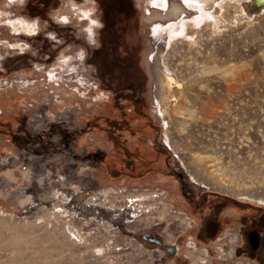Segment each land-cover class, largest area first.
Returning a JSON list of instances; mask_svg holds the SVG:
<instances>
[{"label":"rangeland","instance_id":"obj_1","mask_svg":"<svg viewBox=\"0 0 264 264\" xmlns=\"http://www.w3.org/2000/svg\"><path fill=\"white\" fill-rule=\"evenodd\" d=\"M132 1L0 0V264H264L262 0Z\"/></svg>","mask_w":264,"mask_h":264},{"label":"flooded vegetation","instance_id":"obj_2","mask_svg":"<svg viewBox=\"0 0 264 264\" xmlns=\"http://www.w3.org/2000/svg\"><path fill=\"white\" fill-rule=\"evenodd\" d=\"M89 1H96L98 3L99 0H89ZM132 0H128V2H131ZM105 22L107 25H109L110 22H112V18L105 16ZM114 91H117L120 89V86L114 87ZM129 89H136L135 86H130ZM172 169V173L177 172L173 166H170ZM201 202V200H199ZM198 204H196L197 206ZM239 207H242L243 205H238ZM248 207V206H247ZM238 217H241L240 214L237 215V224H238V232L244 233V235L247 237L248 242V248H246V252L254 254V252H258V248L263 245V242L259 238V234H264V208H253L251 209V213L249 215H246L242 221ZM244 223V224H243ZM148 236L145 237L146 242L152 243V239L157 238L156 235H152L151 233H147ZM156 245V244H155ZM242 251H245V248H243Z\"/></svg>","mask_w":264,"mask_h":264},{"label":"bare ground","instance_id":"obj_3","mask_svg":"<svg viewBox=\"0 0 264 264\" xmlns=\"http://www.w3.org/2000/svg\"><path fill=\"white\" fill-rule=\"evenodd\" d=\"M190 1V5H189V7H194V8H197L198 10H200V13H203V7L205 6V5H207L208 3H210V1L211 0H189ZM152 4L153 5H155V6H161V3H160V1L159 0H154L153 2H152ZM262 4H264V0H262ZM204 14V13H203ZM208 15V14H207ZM19 27H16L15 25L13 26V29H14V32H17V31H23V32H31L32 30H33V27H32V25H29V24H27L26 22L25 23H22V26H21V24L18 22V23H16ZM179 27V26H178ZM178 27H176V26H172V27H168V29H167V31H169L170 33H172V34H174V32H176L178 29ZM181 27V26H180ZM209 27V26H208ZM216 28V27H215ZM197 29V28H196ZM195 29V30H196ZM192 30H194V29H192ZM177 32H179V31H177ZM188 45H189V47L191 46L189 43H188ZM204 59V58H203ZM203 61V60H202ZM204 62L206 63V60L204 59ZM171 82H169V84H170ZM174 93V92H173ZM197 94H193V97H195ZM191 100V99H190ZM210 101V100H209ZM4 223V222H3ZM7 223V222H6ZM8 224V223H7ZM6 224V225H7ZM11 224V223H10ZM1 225H2V221H1ZM4 225V224H3ZM2 225V226H3ZM5 225V226H6ZM15 225V224H14ZM4 226V227H5ZM12 226H13V224H12ZM11 226V227H12ZM19 226V225H18ZM8 227H9V225H8ZM22 227V226H21ZM25 228V227H24ZM27 228V227H26ZM9 229H10V227H9ZM16 229H17V227H16ZM23 229V228H22ZM11 230V229H10ZM24 230H26V229H23V231ZM12 231V230H11ZM15 231V230H14ZM29 231H31V230H29ZM16 232V231H15ZM22 232V231H21ZM26 232H28V230L26 231ZM14 233V232H13ZM19 233V232H18ZM17 234V233H16ZM16 234H14V235H16ZM24 234V233H23ZM28 234V233H27ZM19 235V234H18ZM23 236V235H22ZM14 238V237H13ZM12 238V239H13ZM20 238V237H19ZM18 238V239H19ZM23 238V237H22ZM15 239V238H14ZM13 239V240H14ZM17 239V238H16ZM12 240V244H13V248H15L16 247V249L19 251L20 250V248L21 247H17V242L19 241H17V242H14ZM23 242L25 241V238H24V240H22ZM27 241V240H26ZM25 241V242H26ZM20 243V242H19ZM11 244V243H10ZM12 244H11V246H12ZM24 245V244H23ZM24 247V246H23ZM22 250V249H21ZM36 250V249H35ZM42 253H43V251H42ZM35 256V255H34ZM28 257V256H27ZM26 256L24 257L22 254H18V256H16V258H17V260L19 261V259H24V258H27ZM33 257V256H32ZM35 258V257H34ZM32 259V262H30V264H38V262H36V260L35 259Z\"/></svg>","mask_w":264,"mask_h":264},{"label":"trees","instance_id":"obj_4","mask_svg":"<svg viewBox=\"0 0 264 264\" xmlns=\"http://www.w3.org/2000/svg\"><path fill=\"white\" fill-rule=\"evenodd\" d=\"M131 86H134V85H131ZM127 87H130V86H127ZM135 88H136V90L137 91H139L140 90V87H136L135 86ZM121 89H123V88H121ZM139 101V100H138ZM131 106H132V108H131V111L134 113V110H133V107H136V113H138V114H144V111H143V109H142V105H141V102H137L136 100L134 101V102H131ZM147 120H148V125H153V122H152V120L150 119V117L147 115ZM151 129L153 130L154 128L153 127H151ZM157 137V133H155V138ZM154 137L152 138L153 139V141L154 142H156V139H155ZM157 149H159L160 151H159V153L161 152L162 154H164L166 151H165V147L163 148L162 146L160 147V145L157 143ZM159 146V147H158ZM164 156V155H163ZM166 158V157H165ZM164 158V163H166V159ZM167 168L169 169L170 167H168L167 166ZM169 170H171L172 171V169L170 168ZM178 180H180V179H178ZM229 198V197H228Z\"/></svg>","mask_w":264,"mask_h":264},{"label":"water","instance_id":"obj_5","mask_svg":"<svg viewBox=\"0 0 264 264\" xmlns=\"http://www.w3.org/2000/svg\"><path fill=\"white\" fill-rule=\"evenodd\" d=\"M146 236H148V234H143L142 236H141V239L142 240H145V237ZM152 242L154 243V244H156V245H158V246H163L162 245V243H161V241L159 240V239H157V238H154V239H152ZM166 251L168 252V253H174L175 251H176V247L174 246V245H171V246H168L167 248H166Z\"/></svg>","mask_w":264,"mask_h":264},{"label":"built area","instance_id":"obj_6","mask_svg":"<svg viewBox=\"0 0 264 264\" xmlns=\"http://www.w3.org/2000/svg\"><path fill=\"white\" fill-rule=\"evenodd\" d=\"M130 202V201H129Z\"/></svg>","mask_w":264,"mask_h":264}]
</instances>
